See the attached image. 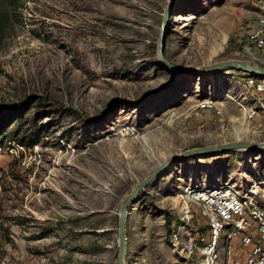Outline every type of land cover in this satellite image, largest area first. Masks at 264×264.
<instances>
[{
	"label": "rangeland",
	"instance_id": "obj_1",
	"mask_svg": "<svg viewBox=\"0 0 264 264\" xmlns=\"http://www.w3.org/2000/svg\"><path fill=\"white\" fill-rule=\"evenodd\" d=\"M171 1L164 52L171 64L237 59L264 67V50L246 44L264 0H22L15 13L8 7L0 122L11 120L0 143L14 139L18 120L29 137L21 158L0 157V264H116L122 200L137 183L187 149L264 142V91L246 84L250 73L197 74L159 63ZM208 100L220 111L203 107ZM201 182H231L264 198V150L183 158L165 168L129 206L124 264H199L173 249L170 233L188 217L206 227L200 209L185 201L187 187ZM235 243L247 264L249 248Z\"/></svg>",
	"mask_w": 264,
	"mask_h": 264
},
{
	"label": "built area",
	"instance_id": "obj_2",
	"mask_svg": "<svg viewBox=\"0 0 264 264\" xmlns=\"http://www.w3.org/2000/svg\"><path fill=\"white\" fill-rule=\"evenodd\" d=\"M246 44L264 50V13L259 24L250 28ZM246 84L257 91H264V79L255 76L246 78ZM203 107L220 111L213 100L203 103ZM24 149L22 142L11 139L0 144V157L4 154L16 155ZM186 204H195L207 219V229L191 224V218L170 233V241L175 251L199 264H241L240 250L249 248L247 264H264V198L252 189L247 190L231 182L219 185L195 183L185 190ZM188 207H186V210ZM187 213H190L189 209ZM192 226V227H191Z\"/></svg>",
	"mask_w": 264,
	"mask_h": 264
},
{
	"label": "water",
	"instance_id": "obj_3",
	"mask_svg": "<svg viewBox=\"0 0 264 264\" xmlns=\"http://www.w3.org/2000/svg\"><path fill=\"white\" fill-rule=\"evenodd\" d=\"M174 1H171L170 4L166 7L164 11L163 21H162V30L158 44V60L159 63L168 69H176L181 71H191L197 74L206 73L210 71H220L223 69H234L239 71H244L250 73L251 76H255L261 79H264V67L254 64L250 61L245 60H225L216 62L210 65H203L197 68H180L171 64L165 57V47H166V38L167 32L165 31V25L168 21L171 7ZM237 149H245L249 151H256L257 153L261 150H264V142L256 143L253 141H245V140H235L230 142H224L219 144H213L205 147H197L192 149H187L182 153H179L173 156L171 159L166 160L163 164H161L153 173L146 176L143 180H141L134 189L128 193L122 200L120 215H119V251L117 255L116 264H124L125 257L127 253V218L129 213V206L135 202L138 197V194L142 189H144L154 178L160 176L162 171L170 165L175 164V162L180 161L183 158H191V157H202L205 155H216L228 153L232 150Z\"/></svg>",
	"mask_w": 264,
	"mask_h": 264
},
{
	"label": "trees",
	"instance_id": "obj_4",
	"mask_svg": "<svg viewBox=\"0 0 264 264\" xmlns=\"http://www.w3.org/2000/svg\"><path fill=\"white\" fill-rule=\"evenodd\" d=\"M7 3H8V6H6L5 8H0V42L3 38V35H4V32L7 28V24L12 21V18H13V13L11 12V10L8 8V7H11L14 9V13L16 12L15 9L19 8L23 2L22 0H6ZM11 119H7V121H2L0 122V142L2 141V138L4 136V131L7 129L8 127V122L10 121ZM20 123H19V120H18V123H17V130L11 135L12 138L16 139V140H19L21 141L22 143H25V138L29 137L27 136V134H22L20 135ZM33 142V141H32ZM1 144V143H0ZM22 161V160H21ZM31 170H33V166L31 167ZM207 225L206 227H201L202 230H205L207 229Z\"/></svg>",
	"mask_w": 264,
	"mask_h": 264
},
{
	"label": "bare ground",
	"instance_id": "obj_5",
	"mask_svg": "<svg viewBox=\"0 0 264 264\" xmlns=\"http://www.w3.org/2000/svg\"><path fill=\"white\" fill-rule=\"evenodd\" d=\"M243 132V130H241V133ZM245 133V132H244Z\"/></svg>",
	"mask_w": 264,
	"mask_h": 264
}]
</instances>
